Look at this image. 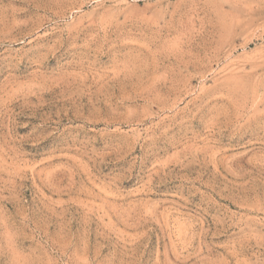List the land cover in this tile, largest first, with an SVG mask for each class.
<instances>
[{
  "label": "rangeland",
  "instance_id": "374dc122",
  "mask_svg": "<svg viewBox=\"0 0 264 264\" xmlns=\"http://www.w3.org/2000/svg\"><path fill=\"white\" fill-rule=\"evenodd\" d=\"M0 264H264V0H0Z\"/></svg>",
  "mask_w": 264,
  "mask_h": 264
}]
</instances>
